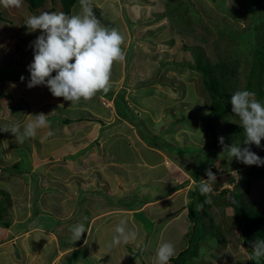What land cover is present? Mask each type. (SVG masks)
Listing matches in <instances>:
<instances>
[{
	"label": "rangeland",
	"instance_id": "374dc122",
	"mask_svg": "<svg viewBox=\"0 0 264 264\" xmlns=\"http://www.w3.org/2000/svg\"><path fill=\"white\" fill-rule=\"evenodd\" d=\"M115 1L117 4V0ZM123 1V5L129 7L130 11L131 6L138 7L139 11L135 16V21L138 22L136 27H141L144 33V42L150 43L141 52L138 50L134 51L136 58L139 55L137 69H144L145 76L151 78V85H155L161 90L163 87L165 89L168 87L172 88L174 95L172 94L171 96L177 99L171 101L170 104L165 101L159 102L155 89L146 90L145 96L147 99L144 100L143 106L147 115L143 114L142 117L151 120L149 127L152 128L150 129L152 133L145 138L151 140L152 144L156 146L163 144L162 147L166 150H171L188 156V159L190 157L192 160H196V162L202 165L199 168L200 170L205 166L208 167L216 175V179L230 170H239V167L246 166L235 158L231 160L228 155L229 150L225 149L224 146L239 145L241 148L248 147L256 155L264 158V139L261 140V146L257 147L251 144H244V141L241 140L242 135L234 136L229 134L226 129L227 124L231 123L242 126L239 117L231 112L230 102L227 104V113L223 119L219 120L215 118L207 121L206 118H203V115L209 113L210 97L203 88L202 73L195 70V58L197 55H200L202 62L208 64L210 67L217 63H224L227 66L226 69L233 72L232 76L229 74L226 76L228 77V82L224 81L228 96L231 97L238 90H249L256 94L258 101L264 103V81H262V78L264 79V63L261 66L262 70L259 69V73L248 77L251 63L253 67L254 65L256 67L259 60L256 48H252L250 42L254 41L258 45L263 42L264 0H233V3L232 0H183V4L180 5L177 3L180 0ZM94 2L92 0L93 5L105 2L104 7L112 8V0H94ZM60 3L59 0H44L41 7L35 8H28L24 0L18 8L5 7L0 3V92L5 80L6 82L12 81L15 88H23V92H25L24 89L26 88L22 83L26 82V75L29 74L28 66L33 62V42L41 34L40 30L31 32V29L26 27V21L29 17L39 15L41 12H62L63 7ZM120 3H122V0H120ZM116 6L118 7V4ZM78 10L82 11L80 0H76L71 15L80 14ZM160 10H163L164 13ZM93 12L101 23L109 28H115L117 23L118 31L123 35L125 44L127 32L122 22L120 23L114 16V9V20H112L109 12L104 8L101 10L93 8ZM124 14L126 17L124 16L123 20L126 19L128 25L131 27V17L129 18L125 12ZM160 17H163L162 20H159ZM183 21H189L190 24L183 25ZM170 30L173 31L170 32ZM156 39L161 40L160 43L156 42ZM170 41L174 42V46L170 44ZM161 43L162 46L160 45ZM124 44L122 45L123 51L129 53L131 48L125 50ZM161 47L164 48L161 50ZM169 50H173L174 57L171 56L172 54ZM155 59L157 60L155 61ZM162 59L164 61L167 59L169 63L164 64ZM133 63L135 64V61ZM120 71H122V68L119 71H115L113 66L111 75L116 76ZM165 73L166 77H164ZM124 75H126V88L129 92L133 91L135 87H139L135 85V77L130 79L126 71ZM21 76L24 77L25 81H16V78ZM257 79H259L258 82L256 81ZM130 82L133 85H130ZM15 91L12 90V92L8 91L7 93L14 96L18 92ZM135 95H139L140 97L138 93H135ZM159 97L162 98V96ZM17 101L19 102L18 98ZM102 102V107H109L104 101ZM22 104L24 105V102ZM15 106L17 111L19 108H22L21 103H16ZM112 108L115 113L119 111L124 112L123 109L117 108L114 104ZM161 108H163V113L166 115L164 116V120L161 122L160 119L158 124L152 123L156 119V117H152V114L156 115L157 112H160ZM22 111L20 109L18 113ZM127 112L134 113L133 111ZM21 120L23 121L24 118H21ZM170 120L172 121L170 122ZM15 121L17 122V119L13 120L11 115L9 122ZM175 121H177V126L174 125ZM180 127H185L184 129L192 131V135L189 132L187 133L192 137L185 135L186 133L183 131V138L179 141L174 134L178 132L177 130ZM141 130L146 133L148 132L146 126L143 129L141 128ZM53 132L55 134L50 138H63L62 135H59L55 131ZM156 134L162 136L165 142L172 145L177 142V144L174 147H168L159 137H152V135ZM2 135L14 138L10 132H2ZM2 135L0 134V142L2 144V146L0 144L1 157L4 155L2 148L5 150L6 148H10V146L4 143L6 139L1 140ZM41 135L42 133L38 132L35 141L26 139L22 144V148L16 147L14 149L12 147L11 151L10 149L8 150L10 151L9 155L3 156V162L0 160V167L4 169L10 171L14 165L18 164V168L23 170V172L17 174L0 172V191H5V194H1L0 196V202L2 200L4 202L5 200L7 201L6 211L1 213L0 217L2 221L8 223L7 226L0 223V264H146L145 260L143 261V258L140 257L141 253L134 254L131 252L136 248L133 243L121 246L122 252H112V249L120 248V246L114 248L108 247L115 234L103 236V229H105L104 216L95 220L94 218L92 219L97 214L95 210L102 208L100 211L104 212L107 205H117L116 202L125 194L123 193L120 196L118 188H95V185L98 186L99 184V180H96L97 175L102 171V173L105 172L104 168H107L106 165L98 166V171L97 169L90 170L92 177L88 179V186L83 189H76V192L73 189H70L71 191L69 189H60L57 192L50 191L44 194L47 190L44 184L52 181L50 176L52 163L49 162V158L43 157L42 154H39L40 151H37L39 147L36 140ZM219 137L224 138V146L219 143ZM113 139H118V136H112L108 144H114L113 148L118 147L121 152L124 150V154H126L124 146L117 144L118 140ZM32 142L34 144L31 145ZM178 144L184 147H179ZM205 145L212 147L214 145L217 147L216 151L205 149ZM81 147H84L83 143ZM30 148L31 151H34L33 155L32 153H28ZM63 150L60 149V151ZM143 156L150 162H156L157 160L156 155L153 153L146 154L145 152ZM63 158L64 155L54 157L57 162L63 160ZM165 159L166 162L164 161L163 164L172 167L171 171L168 172L170 178L178 180V175L183 173L186 175L185 180L188 181V177H190L188 170L190 168L183 162L186 161L184 158H177L176 156L174 158L175 162H173L174 166L169 163L170 156L166 155ZM6 160L9 163H6ZM162 170L161 167L157 169L159 173H162ZM220 171L224 173H220ZM245 171L249 170L245 169ZM251 171H253L251 172L253 173L251 177L254 180L263 179L264 181V165L254 167ZM102 173L101 175H103ZM229 174L231 178L235 179V182L242 177L245 180L247 179V173L244 170L239 171V175H237V171L229 172ZM215 183H213L214 187L220 188L216 187ZM37 185L42 186L41 190L37 189L44 192H38L35 189ZM243 186V184H240L239 188H236L235 195L232 197L234 201L239 196L243 200L248 195V189L245 191ZM245 187H247L246 183ZM199 188L200 186L197 188V193L191 197L190 210L192 213L195 212L193 214H196L199 210L200 213L205 215L206 209L204 207H208V202L207 204L205 202L208 197L201 195ZM74 200L76 203L81 202L80 210L77 204H71V211L65 212L64 206L67 208L68 202H73ZM101 200L103 201L101 202ZM121 203L126 208H131L137 207L140 201L138 198H131L129 200L123 199ZM99 204L101 205L100 208L98 207ZM240 205L241 207H248L245 200ZM260 207L264 209V199ZM142 215L140 214V216L136 217H141ZM85 216L87 220L82 219ZM209 216L214 219L210 213ZM119 222H116L114 225L117 226ZM206 222L205 229L202 228L200 231L197 229L201 228L199 222L195 223L196 227L194 230L190 229L192 233L190 244L197 251V256L190 258L192 263L204 264L202 260L205 257L204 255L211 256L209 255L212 254L210 250L216 251L222 249L223 244H219L217 241L223 240L222 235L226 231L224 229L221 231L210 230L211 227L208 221ZM78 223H83L85 228L90 227L91 229L87 230V234H82L81 239L73 244L71 242L70 229ZM236 223L238 224V222ZM144 224L149 225V222H142V225ZM93 227L101 228V230L94 233ZM189 237L187 238L188 240ZM83 239L85 243L80 247L79 245ZM246 243L250 244V242ZM125 251L129 253L126 256ZM133 259L137 260L134 261ZM191 261H188V264ZM238 263L264 264V257H261L259 260L252 259L251 261L238 260Z\"/></svg>",
	"mask_w": 264,
	"mask_h": 264
},
{
	"label": "crops",
	"instance_id": "0c3cea01",
	"mask_svg": "<svg viewBox=\"0 0 264 264\" xmlns=\"http://www.w3.org/2000/svg\"><path fill=\"white\" fill-rule=\"evenodd\" d=\"M101 3L93 5V8L95 10H101L104 8L109 12V16L112 20H114V9V16L120 21V23L122 22V25L127 32L124 49L131 48L130 52L126 53V60L124 62H117L114 64L115 71H119L121 68L122 71L116 76L111 75L112 87L107 94L100 92L90 101L85 102L82 99L78 104L73 105L70 101H65L63 98L53 97L46 86L40 85L30 89L27 88L26 84L29 80L30 74L26 75V82H24V84L22 83L26 88L24 89L25 92H23V88L13 87V82L11 80V82H6L5 80L1 86L0 127L14 123L9 122L11 115L13 120L16 118L17 121L20 120L19 122L23 125V123L30 118L28 115L44 113L47 115V119L51 122V130L57 132L63 137H48L47 139H43L49 129H41L38 131L42 133V135L36 140L39 147L37 151H40L39 154H42L43 157L49 158V162L52 163L50 175L52 181L44 184V187L47 189L46 192L40 191L42 186L37 185L35 189H40H37V191L44 192V194H47V192L50 191L57 192V190L60 189H73L76 192V189L79 190L88 186V179H91L92 177V172H90V170L97 169L98 171V166L106 165L107 168H104L105 172H101L103 175H101V173L97 175L96 180H99V184L98 186L95 185V188H118L120 196H122L123 193L125 194L118 202H116L117 205L111 206V204H109L111 207L107 205L104 212L100 211L102 208L95 210L97 214L94 215L92 219L94 218L95 220L104 216L103 221L105 223V229H103V236L107 234H115L116 226L114 224L121 219L127 220L128 227L135 230L138 234L137 240L133 242L136 248L131 252L134 254L141 253L140 257L143 258V261L145 260L144 262H146V264H156V257L154 256L156 255L157 248L162 243L170 242L175 246L176 255L171 258L174 259L189 247L191 239L189 236L192 234L190 229H195V223L199 222L200 226L205 229L206 221H208L209 226L211 227L210 230L221 231L224 229L226 233L222 235L223 240L217 241V243L223 244L221 249L223 252L221 250H210L212 254H208L211 256L204 255L207 258H202L204 264H239L238 260L251 261L249 256L252 253V244L250 242L248 245L246 243L247 241L243 238L239 224L236 223L238 220L234 208L235 202L233 199L230 200L231 194L235 195V189H228L232 183H227L220 189L213 187L212 193L207 198L210 199L208 207H204L206 209L205 215L200 213L199 210L196 214H193L195 212L192 213L190 211V205L192 203L191 197L197 193V188L202 183V179H207L205 170L209 168L205 166L200 170L199 168L202 165L199 162H196V160H192L190 157L188 159V156L186 155L166 150L162 147L163 144L156 146L152 144L151 140L145 138L152 133L150 132V129L152 128L149 127V125H151V120L142 117L143 114L147 115L143 106L144 100L147 99L145 96L146 90L155 89V91H157V100L159 102L165 101L170 104L171 101L177 99L171 96L172 94L174 95V90L172 88L168 87L165 89L163 85L161 90L157 88V86L151 85V78L145 76L144 69H137L139 55L136 58V56H134V51L138 50L141 52L146 45L150 44L149 42H144V33L141 27H136L138 22L135 21V16L139 11L138 7L131 6V12L129 7L123 5V0L122 3H120V0H117L118 7L116 6V1L112 0L111 9L110 7H104L105 2ZM160 11L164 13L163 10ZM124 12L129 18L131 17V27L128 25L126 19L123 20L125 16ZM162 18L160 17L159 20H162ZM115 28L118 30L117 23ZM172 31L170 30V32ZM156 40L158 43L161 41L159 39ZM170 44L174 46V42H171ZM160 45L162 46V43ZM163 48L164 47H161L160 49L162 50ZM169 52L172 54L171 56L174 57L173 50H169ZM167 59H165V61L162 59L164 64L169 63ZM156 60L157 59H155V61ZM133 61H135V64ZM125 71L128 73L130 79L135 77V85L139 86L138 88L135 87L131 92L126 88ZM52 75L54 76L55 72H53ZM165 75L166 73L164 74V77H166ZM16 81H21L20 77H17ZM129 84L133 85L132 82ZM12 90L18 92L15 91L16 93L14 96L7 93L8 91L12 92ZM121 92L123 93L119 94ZM135 93L140 94V97L139 95H135ZM159 96H162V98ZM17 98L19 99V102L17 101ZM102 101L109 105V107H102ZM23 102L24 105L22 104ZM16 103H21L22 108H18L19 110L22 109V112L18 113L19 110L17 111L15 106ZM113 104L116 105L117 108L123 109L124 112L119 111L115 113L112 108ZM162 109L163 108H161L160 112H157L156 115L152 114V117H156L152 123L158 124L160 119L161 122L164 120V116L166 115H164L165 113H163L164 111ZM127 111H133L134 113L131 114ZM21 118H24V120L22 121ZM64 121H68L67 124L64 123ZM171 121L172 120H170V122ZM174 125L177 126V121L174 122ZM144 126H146L147 133L141 130ZM184 128L185 127H180L177 130L178 132L174 134L179 141L183 138V131L186 133L185 135L192 137V131ZM188 132L191 135L187 134ZM0 134L2 135V131H0ZM114 135L118 136V139L113 140H118L117 144L124 146L126 149L125 153L127 152L126 154H124V150L121 152L118 147L113 148L114 144H108V141ZM152 137H159L163 140V137L159 134L152 135ZM1 138V140L6 139L4 143H6L7 146H10V148H6V150L2 148V153H4V155H9L12 147L14 149H16V147L22 148V144H18L14 138L9 137L8 135H2ZM32 140L35 141V139H30V141ZM82 143L84 147H81ZM163 143L168 147H174L177 144L176 142L172 145L164 140ZM32 144L34 143L32 142L31 145ZM178 146L184 147L180 144H178ZM9 149L10 151H8ZM60 149L64 150L60 151ZM145 152L146 154H155L157 159L156 162H150L145 156H143V153ZM28 153H32L33 155L34 151H31L30 148ZM63 155V160L59 162L54 159L55 156ZM166 155L171 157L169 163L172 164V166H174L173 162H175L174 158H176V156L177 158H184V160H186L183 162L190 168L188 170V172H190L188 181L185 180L186 175L183 173L178 175V180H176V178L172 179L168 176V172L171 171L172 167L163 164L164 161L166 162ZM3 156H0L2 162L4 159ZM5 162L9 163L7 160ZM197 164L200 165L196 166ZM253 166L254 165H246L244 167H239V170L233 169L229 172L237 171V175H239V171H245V169L250 170ZM160 167L163 169L162 173L157 171ZM0 172L17 174L23 172V170H20L17 164L16 166L14 165L13 169L10 171L0 167ZM239 180L235 182V185H237L238 188L240 185V183L238 185ZM243 188L245 191L248 189V195L243 200L240 196L235 199H240L242 204L245 200L248 207L264 211V209L260 207V204L264 199L263 179L257 181L252 178L249 185L247 187L243 186ZM131 198H138L140 205L138 204L137 207L126 208L124 204L121 203V200H129ZM102 201L103 200H101V202ZM71 204H77L79 206L78 209L80 210L81 202L76 203L74 200L73 202H68L67 208L64 206L65 212L71 211ZM139 206L141 207L138 208ZM98 207L100 208L101 205L99 204ZM209 213L214 219L210 218ZM140 214L143 215L141 217H136L138 215L140 216ZM145 221H148L149 225H142V222ZM89 229L91 228H87V230ZM99 230H101V228L93 227L94 233L95 231L99 232ZM188 237L189 240L187 239ZM84 243L85 240L83 239L79 246L81 247ZM121 246L120 248L112 249V252H122ZM128 254V251H125V256ZM133 260L136 261L137 259ZM189 261H191V259ZM169 264L172 263L169 262ZM189 264L196 263H192L191 261Z\"/></svg>",
	"mask_w": 264,
	"mask_h": 264
},
{
	"label": "clouds",
	"instance_id": "9594fccd",
	"mask_svg": "<svg viewBox=\"0 0 264 264\" xmlns=\"http://www.w3.org/2000/svg\"><path fill=\"white\" fill-rule=\"evenodd\" d=\"M0 3L5 7L18 8L23 0H0ZM80 4V14L41 12L26 21V27L31 29V32L40 30L41 33L33 42L34 56L33 62L28 66L30 75L26 87L30 89L40 85L46 86L53 97L63 98L73 105L82 99L85 102L90 101L100 92L107 94L111 89L114 64L126 60V53L122 48L123 35L116 28H109L101 23L93 12L92 0H80ZM20 79L23 81L24 77L21 76ZM229 102L231 112L239 117L245 132L244 144L260 147L261 140L264 139V103L258 101L256 94L249 90L236 91L231 95ZM28 117L30 118L23 125L17 121L0 127V131L10 132L18 144H23L26 139H35L41 129H49L43 139L55 134L46 114L38 113ZM218 139L224 146V138ZM224 148L229 150L231 160L235 158L249 166L264 165V159L248 147L232 145ZM205 174L207 179H202L199 190L201 195L209 197L217 179L211 169H207ZM230 179L234 181L229 186L232 190L235 179ZM209 180L213 183L209 184ZM205 202H210V199ZM82 219L87 220V217ZM70 231L73 244L81 239L82 234L87 233L83 223L76 224ZM137 235L135 230L128 227L127 220L121 219L115 227V235L108 247L133 243L137 240ZM251 244L252 253L249 259L259 260L264 257V240H255ZM175 255L176 249L172 243H162L156 250V264H169Z\"/></svg>",
	"mask_w": 264,
	"mask_h": 264
},
{
	"label": "trees",
	"instance_id": "16d2710c",
	"mask_svg": "<svg viewBox=\"0 0 264 264\" xmlns=\"http://www.w3.org/2000/svg\"><path fill=\"white\" fill-rule=\"evenodd\" d=\"M25 3L29 7L35 8V7H41L44 3V0H24ZM61 2L60 4L63 7V13L67 15H71L72 8L76 2V0H59ZM179 5L183 4V0H180V2H177ZM183 6V5H182ZM189 21H183V25H189ZM175 28V27H174ZM173 29V28H172ZM250 46L253 48H256V53L258 54V66L254 65L252 66L251 63V68L248 74V77L252 76L255 73H259L260 70H262V64L264 63V35H263V42L258 45L254 43V41L250 42ZM196 66L195 70L198 72L200 71L203 75V88L204 90L208 93L210 97V104L208 106L209 113L206 115H203V118H206V120L210 119H223L227 113V104L230 101V96H228V93L226 92V85L224 81L228 82V77H226L228 74L233 75V72L230 70H227L224 63H217L214 66L210 67L208 64H204L202 62V57L199 55L196 56L195 58ZM255 68V70H253ZM260 69V70H259ZM256 71V72H254ZM258 71V72H257ZM263 73V71H262ZM230 77V76H229ZM259 79L256 81L258 82ZM262 81L264 79L262 78ZM261 81V83H262ZM68 121H64V123L67 124ZM203 129V128H202ZM226 129L228 130L230 135L238 136L242 135L241 140H245V132L243 130L242 126L236 125V124H227ZM229 135V136H230ZM244 143V142H243ZM205 149H209L211 151H216V148L214 145L212 146H206L204 147ZM254 167H257L254 165L251 169ZM251 169L249 171H244L247 173L245 178H242L239 182L240 184H243L245 187V183L247 186L251 182V179L253 177L251 172ZM233 179H230L228 183H233ZM233 188L236 191V188H238L237 185H234ZM218 189V188H217ZM4 195V191H0V196ZM234 195L231 194L230 200H232V197ZM235 202V203H234ZM234 208L237 214V220L240 229L242 230L243 237L247 242H252L255 240H264V211H260L255 208H250V207H241V201L240 199H235L234 201ZM5 203V204H4ZM7 201L5 202L2 200L0 202V214L6 211V204ZM206 206V205H204ZM191 211V210H190ZM0 223L4 226H7L8 223L2 221V218L0 217ZM199 231L202 229L197 228ZM195 230V231H198ZM191 238V236H190ZM191 241V239H190ZM196 248H193V246L190 244V246L181 252L176 258L171 259L170 263L172 264H188V261L190 260L191 257H195L197 255V251L195 250ZM194 255V256H193Z\"/></svg>",
	"mask_w": 264,
	"mask_h": 264
},
{
	"label": "water",
	"instance_id": "95a60500",
	"mask_svg": "<svg viewBox=\"0 0 264 264\" xmlns=\"http://www.w3.org/2000/svg\"><path fill=\"white\" fill-rule=\"evenodd\" d=\"M229 179H230V174H229V173H226V174L220 176V177L217 179L215 186H216V187H221V186L224 185L226 182H228Z\"/></svg>",
	"mask_w": 264,
	"mask_h": 264
},
{
	"label": "built area",
	"instance_id": "2783aa9c",
	"mask_svg": "<svg viewBox=\"0 0 264 264\" xmlns=\"http://www.w3.org/2000/svg\"><path fill=\"white\" fill-rule=\"evenodd\" d=\"M212 171V170H211ZM213 172V171H212ZM222 171H220V173H221ZM222 173H224V172H222ZM209 184H212L213 183V181H211V180H209V181H207Z\"/></svg>",
	"mask_w": 264,
	"mask_h": 264
}]
</instances>
